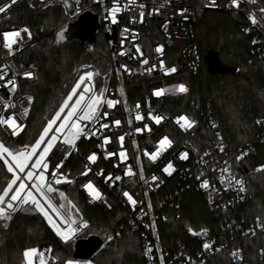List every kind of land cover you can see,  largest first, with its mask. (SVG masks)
<instances>
[{
    "label": "built area",
    "instance_id": "built-area-1",
    "mask_svg": "<svg viewBox=\"0 0 264 264\" xmlns=\"http://www.w3.org/2000/svg\"><path fill=\"white\" fill-rule=\"evenodd\" d=\"M22 1L17 0L5 13H0V68L7 65L8 72L5 80H0V85L6 84L9 79H15L16 82L15 92L9 90L10 85L0 87V116L8 118L15 115L17 122L22 125V128L17 129V133L23 129L27 116L25 110L28 113L33 101L32 93L25 91L23 87L39 80L34 69L22 67L18 63L19 55L32 44L30 30L9 18L12 9ZM28 1L36 10L60 6L64 19L56 28L63 30L68 36L89 40L98 27L104 25L112 53V77L104 100L110 99L117 103L112 108H108L106 103L102 104V118L99 123L83 122L87 124L85 131L92 129L94 124L97 128L99 124H108L109 127L101 129L91 138L80 136L73 148L62 143L61 135L56 142V148L61 151L53 149L46 157L49 163L45 173L47 182L58 187L65 184L76 185L79 194L89 204L106 213L116 212L119 223L111 237H119L123 230L137 232L141 240L142 256L147 264H264V244L257 247V257H251L252 260L249 254L254 251L246 241L248 237L253 236L262 240L264 215L252 219L239 215V206L249 200L250 193L239 175L237 164L256 152L259 144L264 143V114L257 116L259 131L255 139L248 140L233 150L227 146L209 103L196 105L191 111L176 109L175 104L170 101L172 97L180 96L184 92L177 91L179 85H184L187 90L189 88L187 82L176 79L186 71L196 73L200 69L202 57L195 36V12L217 11L232 17L239 31L249 39L253 57L264 62V12L260 11L264 9V0H255V3L239 0L238 7L233 5L232 0H215L214 4H210V0ZM9 4L11 0H5L0 7ZM116 4H119L121 11L116 13V23H112L110 10ZM141 5L144 7L141 8ZM156 9H159V12H156ZM141 12L144 13L142 22ZM253 16L256 18V24L251 22ZM25 28L30 32V38L28 33L23 31ZM14 30H20L21 37L16 38L17 42L9 52L3 47V33ZM137 45L141 49L140 52L136 51ZM158 46H162V53L155 51ZM145 59L149 61L147 65L142 63ZM161 60L164 62V69L175 67L177 71L165 75L164 69L159 67ZM152 65H156V69L149 72L148 69ZM116 68H119L124 78L133 80L134 87L130 88L129 94L127 90L125 94L118 80H114ZM26 72H32L33 78H26ZM83 87L84 85L78 90L77 96ZM161 88L165 90L164 96L153 95L156 89ZM28 98H31L30 102ZM76 98L74 96L69 102L62 118ZM5 104H15L16 107L5 110ZM103 113H107L106 118H103ZM137 113L143 116L142 120H135ZM149 113L161 116V122L155 123ZM182 115L194 122L191 128H181L176 122ZM114 121L121 123L116 126ZM145 125L150 131L145 129ZM1 126L7 134L13 135L10 128ZM138 128L144 131L138 133L135 131ZM120 136H124L122 145L118 139ZM105 137L110 138L107 145L103 143ZM164 137L172 141L171 147L163 151L155 161L151 160L145 152L154 153L159 141ZM121 151L126 153L123 159L119 156ZM39 152L40 149L37 150V153ZM109 152L116 155L106 158ZM185 152L188 153L187 158L181 159ZM94 153L97 159L93 163L88 157ZM73 156L80 160L79 171L68 167ZM61 157H64L62 166L55 171L56 178L62 182L56 184L52 172L54 166L61 162ZM35 158L34 156L33 159ZM8 159L11 162L10 158ZM169 163H172L175 169L171 175L163 171ZM86 171L87 175H84ZM18 175L23 176L19 173ZM109 176L113 179H107ZM154 176L158 178L155 182L152 179ZM115 177L121 179L117 181ZM235 179L243 181V192L239 191ZM205 180L210 185L207 189L201 186ZM20 182L22 181H17V185L13 186V191ZM23 182L31 185V181ZM89 182L101 193L100 199H94L84 187ZM125 191L137 200L135 206L123 195ZM186 193L203 194L208 209L216 217H221L219 227L215 231L209 227L195 229L187 223L185 229L192 239L190 242L177 239L175 234L166 236L157 222V219L162 216L165 218L168 213L179 219L182 199ZM11 194L12 192L9 197ZM35 194L62 232H67L69 225L78 229L70 238L63 237L65 244L75 240L92 226L91 222L85 220L72 224L48 194L46 198ZM48 202L51 207H48ZM205 243L210 244L211 248L206 250ZM148 248L152 249L151 253L147 252ZM222 252H225L229 262L224 260L225 255L216 258ZM234 252L239 256L234 257ZM39 253L46 257L47 264H56L59 261L58 254L49 245L39 247Z\"/></svg>",
    "mask_w": 264,
    "mask_h": 264
},
{
    "label": "trees",
    "instance_id": "trees-1",
    "mask_svg": "<svg viewBox=\"0 0 264 264\" xmlns=\"http://www.w3.org/2000/svg\"><path fill=\"white\" fill-rule=\"evenodd\" d=\"M4 1L0 0V4ZM9 18L26 26L32 34V44L19 55L18 63L34 69L39 80L23 87L33 95L23 129L16 135H9L0 125V142L13 150H29L71 93L80 73L93 70L107 74L112 69V53L104 25L98 27L94 39L73 37L58 42L59 30L56 27L64 19L60 6L36 10L28 0H23L12 9ZM194 29L202 57L200 69L196 73H183L189 88L184 95L172 97L170 101L176 109L191 111L196 105L209 103L227 146L236 150L246 141L254 140L259 131L257 116L264 114V62L253 57L249 39L239 31L233 18L225 13L196 11ZM211 49L219 52L224 64L236 67V70L210 73L206 55ZM124 80L129 94L130 88L134 87L133 80ZM237 164L239 175L250 193L249 200L239 206L238 213L249 219L263 216L264 143ZM7 166L0 158V189L5 188L13 178ZM68 167L79 171V158L71 157ZM61 189L68 198L76 200L83 217L92 223L78 238L94 234L104 240L89 257L93 264H147L137 232L123 230L119 237H111L119 223L116 212L106 213L89 204L79 194L76 185L65 184ZM157 222L166 236L175 234L177 239L190 242L192 239L185 229L187 223L195 229L209 227L215 231L221 217H216L208 209L203 194L186 193L182 199L181 217L175 219L168 213ZM78 238L65 244L42 213L32 206L23 205L11 213V219L0 221V264H22L23 253L28 247L42 245H49L58 254L56 264H64L67 259L74 258V243ZM246 241L254 251L249 257H257V247L264 244L263 239L253 236ZM221 255L226 256L222 252L216 258ZM224 260L229 262L227 256Z\"/></svg>",
    "mask_w": 264,
    "mask_h": 264
},
{
    "label": "snow or ice",
    "instance_id": "snow-or-ice-1",
    "mask_svg": "<svg viewBox=\"0 0 264 264\" xmlns=\"http://www.w3.org/2000/svg\"><path fill=\"white\" fill-rule=\"evenodd\" d=\"M17 0H11V4H9L6 7H0V13H5L8 8L11 7V5L15 4ZM250 2L255 3V0H250ZM215 0H210V4H214ZM232 3L234 6H239V0H232ZM141 8L144 6L141 5ZM121 11L119 4H116L111 10V20L112 23H116V13ZM156 12H159V9L155 10ZM186 11V10H185ZM261 12H264V9L260 10ZM141 22L143 21L144 13H140ZM251 22L253 24H256V18L253 16L251 17ZM25 33H28L30 38V32L28 29L23 30ZM127 31V29H125ZM21 37V31L20 30H14L12 32H6L3 33V40L4 44L3 47L8 49L9 52H11L13 44L17 42L16 38ZM65 39L64 33L60 32L58 36V42H61ZM136 51L140 52L141 49L137 45ZM155 51L157 53H162L163 48L162 46H158ZM123 54V53H121ZM144 65H147L149 61L147 59L143 60L142 62ZM159 67L161 69H164V62L161 60ZM7 65L3 66V68H0V80H5L6 76L8 75V72L6 71ZM156 69V65H152L151 68L148 69L149 72H152ZM177 69L175 67L171 69H164L165 75L175 73ZM95 75H98L99 73H94L93 70H89L84 72L83 74L79 75L78 81L74 84V86L71 89V93L67 96V98L62 102V105L60 106L59 110L55 113L54 118H52L46 127L43 129V133L39 136V138L36 140L35 145L31 147V150L28 151L27 149L20 152H14L9 149V147H6L3 143H0V158L5 159V163L7 166V171L9 173L13 174V179L10 183L7 184V186L3 189H0L2 191V195H0V221H6L11 219V213L18 210L19 207L23 205H33L40 213L47 216V213L45 211V207L41 203V200L37 198V195H34L33 190H35V193L39 194L41 197L47 196V194L53 193L55 189L52 187L51 182L46 183V175L49 168V163L46 161V157L53 151V149H56L58 152L61 151V149L56 148V142L60 139V136L63 135L62 143L66 145H74L75 141L80 136H85L86 138H91V136L96 135L101 129H107L109 127L108 124H99V128L95 127V124L93 125L92 129H89L88 131H85L87 128V124L83 122L93 123L94 121L96 123H99L102 116L100 113V107L103 103L107 104L108 108H112L116 101L113 100H104L103 91L99 92L98 94L94 91V84H93V77ZM24 76L28 79L33 78L32 72H26L24 73ZM87 82V83H86ZM10 87L11 92H15L16 90V82L15 79H9L6 81V84L0 85V87ZM84 85L82 91H79V94L77 96L78 90L81 89V86ZM177 91H187V88L184 85H179ZM156 97H161L165 95V90L163 88L156 89L153 93ZM76 96L74 103L71 104V108L69 111H67L66 115L64 114L65 109L69 107V102L73 100V97ZM29 102L31 101V98H28ZM15 104H5L4 109L7 110L8 108H15ZM139 106L137 105V108ZM27 114V110H25V115ZM149 116L151 119L155 121V123L159 124L162 120V117L159 115H152L149 113ZM107 117V113H103V118ZM62 121L57 124L58 120ZM143 116L139 113L136 114L135 120L139 121L142 120ZM131 123V121H129ZM181 128L188 129L193 126V121H190L186 116H180L176 121ZM116 126L120 125V121H114L113 122ZM0 125H4L12 130V134L16 135L17 129L22 128V125L17 122V119L15 115H12L8 118H4L3 116H0ZM55 126V127H54ZM145 129H148V126L145 125ZM136 132H142L144 129H136ZM52 133V135H49V133ZM119 141L121 142V145L124 141V136H120ZM104 145H107L110 143V138L105 137L103 139ZM172 141L168 137H164L159 141V145L157 147V150L154 153H147L145 152V155H148L151 160L155 161L160 154L165 151L168 147H171ZM41 145H44L41 147ZM37 149H40V152L37 153ZM223 149L221 148V151ZM113 155H116L115 153H107L106 158L111 157ZM188 153L185 152L182 154L181 159H186ZM36 157L33 159V157ZM119 156L121 159L125 158L126 153L121 151L119 153ZM11 162H9V159ZM64 157H61V162L54 166V171L52 172V176L54 178V182L56 184H59L62 182L61 179L56 178V171L55 169H58L62 166V160ZM97 159L96 154H92L88 157V160L90 162H95ZM90 170V169H89ZM175 169L173 168L172 163H169L163 171L167 173L168 175L172 174V171ZM227 171V169H225ZM23 174V176L18 175ZM129 174H131V170H129ZM84 175H87V171L84 173ZM230 175V174H229ZM143 178V177H141ZM107 179L111 180L113 179L111 176H109ZM115 180H120L121 177H115ZM153 181L155 182L158 178L153 177ZM234 179V178H233ZM31 181V185L29 186L23 181ZM17 181H22L18 184V186L13 191V186L17 185ZM231 182V181H230ZM235 184L239 185V191H244V184L242 180L235 179ZM203 188L207 189L209 188V182L205 180L202 185ZM88 191L89 194L94 199H100L101 193L95 189L93 184L91 182L87 183L84 186ZM12 192L11 196L9 197V193ZM125 197H127L128 201L135 206L137 203V200L133 198L131 194H129L127 191L123 193ZM60 196L63 197L64 194L60 193ZM6 197H8V200L6 201ZM51 203L48 202V207H51ZM61 208L64 207L63 204L60 205ZM49 223H51V220H49ZM75 221H72V224H74ZM78 229H73L71 225H69L67 232L63 233L64 238L68 239L70 238L71 234H74L75 231ZM58 234H60L58 232ZM111 237H109V240ZM204 248L210 249L211 245L208 243L204 244ZM152 249L148 248L147 252L151 253ZM37 253L36 249H30L25 250L23 253V257L25 259V264H33V261L31 257ZM41 257L43 256V253H40ZM234 257H238L239 254L234 252L232 254ZM41 264H43V260L41 261ZM68 264H71V261L68 262Z\"/></svg>",
    "mask_w": 264,
    "mask_h": 264
},
{
    "label": "rangeland",
    "instance_id": "rangeland-1",
    "mask_svg": "<svg viewBox=\"0 0 264 264\" xmlns=\"http://www.w3.org/2000/svg\"><path fill=\"white\" fill-rule=\"evenodd\" d=\"M60 32H63L64 33V36H65V39H70V38H73L72 36H68L66 35V33L63 31V30H59V33ZM111 71L110 70L107 74H98V75H95L94 74V77H93V82L95 84V93L98 94L99 92L103 91L104 93V96H103V99L106 95V91H107V88H108V85H109V82H110V79H111ZM85 71H83L81 74H83ZM94 73H98V72H94ZM185 75H188V73H186ZM114 80H118L122 90L124 91V93L126 94V88H125V80H124V76L122 75V73L120 72L119 68H116L115 70V77H114ZM176 80H185V77L181 76L179 78H177ZM78 81V80H77ZM187 92V91H186ZM186 92H183L182 95H184ZM181 96V95H180ZM175 97H179V96H175ZM102 107V105H101ZM101 107H100V110H101ZM30 108V107H29ZM29 110V109H28ZM80 138V137H79ZM78 138V139H79ZM78 139L75 141L74 145H68L70 148H73L75 146V144L77 143ZM1 143V142H0ZM7 147V146H6ZM10 150L14 151V152H20V151H24L26 149H18V150H13L9 147ZM31 148L28 150L30 151ZM38 150V149H37ZM18 174V173H17ZM13 179V178H12ZM46 183H47V178H46ZM52 184V187L55 189V191L53 193H50L48 194L53 200L54 202L57 204V206L66 214V216L71 220V222L74 220L75 222L79 221V220H85L87 221L82 213H81V207L79 206V204H77L76 200H74L73 198H68L67 196V193L63 192V190L61 189V187H58V186H55L53 183ZM34 192V191H33ZM60 193H63L64 196L61 197L60 196ZM34 195L35 192H34ZM38 198V197H37ZM39 199V198H38ZM42 203V202H41ZM43 204V203H42ZM63 204L64 207L61 208L60 205ZM29 206H32L33 208H35L33 205H30ZM44 206V205H43ZM45 207V206H44ZM36 209V208H35ZM45 211L47 213V216H45V218L47 219L48 223H49V220H51V223H49L52 228L56 231V233L58 234V232L60 234H58L60 237H64L63 233H66V232H62L58 226L55 224V222L53 221L50 213L48 212L47 208L45 207ZM263 241H264V237L262 238ZM30 249H36L37 250V253L34 254L31 259L33 261V264H41V261L43 260V264H47V259L46 257L40 255L39 253V247L37 246H30L28 247L26 250H30ZM71 261V264H93V261L91 259H78V258H69L66 260V262L64 264H68V262ZM22 264H25V259H24V262Z\"/></svg>",
    "mask_w": 264,
    "mask_h": 264
},
{
    "label": "water",
    "instance_id": "water-1",
    "mask_svg": "<svg viewBox=\"0 0 264 264\" xmlns=\"http://www.w3.org/2000/svg\"><path fill=\"white\" fill-rule=\"evenodd\" d=\"M97 27V26H96ZM95 33L90 39H94ZM207 65L210 73H224L235 71L236 67L229 66L223 63L219 52L211 49L206 55ZM104 240L98 235H89L84 238H78L75 243L74 258L89 259V257L103 244Z\"/></svg>",
    "mask_w": 264,
    "mask_h": 264
}]
</instances>
